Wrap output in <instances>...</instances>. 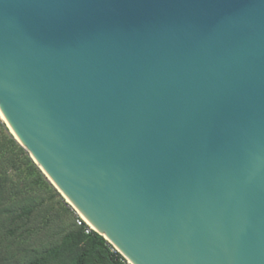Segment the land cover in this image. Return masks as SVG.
I'll return each instance as SVG.
<instances>
[{
    "label": "water",
    "instance_id": "obj_1",
    "mask_svg": "<svg viewBox=\"0 0 264 264\" xmlns=\"http://www.w3.org/2000/svg\"><path fill=\"white\" fill-rule=\"evenodd\" d=\"M0 116L129 264H264V0H0Z\"/></svg>",
    "mask_w": 264,
    "mask_h": 264
},
{
    "label": "rangeland",
    "instance_id": "obj_2",
    "mask_svg": "<svg viewBox=\"0 0 264 264\" xmlns=\"http://www.w3.org/2000/svg\"><path fill=\"white\" fill-rule=\"evenodd\" d=\"M30 198L47 208L49 213L45 214L42 208L31 216L13 220L1 213V250L14 251L18 247L54 241L66 231L62 227L66 228L71 221L67 210L73 208L13 138L0 117V210L4 207L18 208Z\"/></svg>",
    "mask_w": 264,
    "mask_h": 264
},
{
    "label": "trees",
    "instance_id": "obj_3",
    "mask_svg": "<svg viewBox=\"0 0 264 264\" xmlns=\"http://www.w3.org/2000/svg\"><path fill=\"white\" fill-rule=\"evenodd\" d=\"M44 207L35 199H26L18 208L4 207L0 214L22 219L31 216L34 211H42ZM71 216L66 230L54 241L18 247L14 251L0 249V264H129L101 235L95 231L85 234V225L77 226L73 209L67 210ZM45 214L49 213L44 208ZM39 214L37 215V217ZM60 218V222L63 220ZM13 233V231H11Z\"/></svg>",
    "mask_w": 264,
    "mask_h": 264
},
{
    "label": "built area",
    "instance_id": "obj_4",
    "mask_svg": "<svg viewBox=\"0 0 264 264\" xmlns=\"http://www.w3.org/2000/svg\"><path fill=\"white\" fill-rule=\"evenodd\" d=\"M74 210V209H73ZM76 214V224L77 226L85 225V234H89L90 231H95L92 226L76 211L74 210Z\"/></svg>",
    "mask_w": 264,
    "mask_h": 264
},
{
    "label": "bare ground",
    "instance_id": "obj_5",
    "mask_svg": "<svg viewBox=\"0 0 264 264\" xmlns=\"http://www.w3.org/2000/svg\"><path fill=\"white\" fill-rule=\"evenodd\" d=\"M1 117V116H0ZM2 118V117H1ZM2 120H3V118H2ZM4 121V120H3ZM9 131H10V129H9ZM10 133L12 134V136H13V138L18 142V140L15 138V136L13 135V133L10 131ZM19 143V142H18Z\"/></svg>",
    "mask_w": 264,
    "mask_h": 264
}]
</instances>
